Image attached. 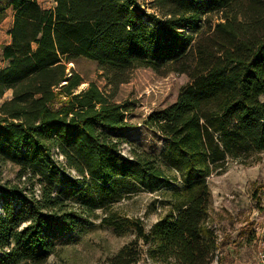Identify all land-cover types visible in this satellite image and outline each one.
<instances>
[{
	"label": "trees",
	"instance_id": "trees-1",
	"mask_svg": "<svg viewBox=\"0 0 264 264\" xmlns=\"http://www.w3.org/2000/svg\"><path fill=\"white\" fill-rule=\"evenodd\" d=\"M8 9L0 163L19 171L0 183V264H45L59 235L95 221L134 236L103 264H212L207 179L264 152V0H151L150 11L138 0H0V20ZM77 58L97 64L109 95L93 83L76 93L82 79L66 64ZM141 68L189 79L144 121L163 140L158 155L119 151L127 123L112 100ZM161 191L170 210L148 230L114 211Z\"/></svg>",
	"mask_w": 264,
	"mask_h": 264
},
{
	"label": "rangeland",
	"instance_id": "rangeland-1",
	"mask_svg": "<svg viewBox=\"0 0 264 264\" xmlns=\"http://www.w3.org/2000/svg\"><path fill=\"white\" fill-rule=\"evenodd\" d=\"M138 4L145 11H150L151 0H138ZM40 5L44 9L53 6L46 1ZM219 18V15H211L207 21L214 27ZM11 23L12 12L8 9L0 20V54L2 47L9 44L7 32ZM5 66L0 55V69ZM66 68L67 72L76 73L82 79L76 93L93 83L105 95L110 94L111 87L95 62L77 58L66 64ZM188 83L186 75L157 74L142 68L132 71L129 81L119 86L112 100L121 106L127 123L117 133L123 139L119 146L121 154L128 155L134 150L155 155L161 152V136L147 128L144 121L149 115L173 104ZM12 93V90H7L0 97V105L11 100ZM63 100L57 98L53 108H58ZM18 171L19 168L10 163H0V183H17ZM207 184L211 194L208 224L215 230L218 243L212 264H264V152L254 154L244 164L228 161L222 171L207 179ZM171 203L169 191L140 192L115 205L114 211L139 219L148 230L170 210ZM133 238L131 233L116 236L95 221L83 232L59 235L55 251L45 264H103Z\"/></svg>",
	"mask_w": 264,
	"mask_h": 264
},
{
	"label": "built area",
	"instance_id": "built-area-1",
	"mask_svg": "<svg viewBox=\"0 0 264 264\" xmlns=\"http://www.w3.org/2000/svg\"><path fill=\"white\" fill-rule=\"evenodd\" d=\"M56 158H57V160L59 161V162H63V158H62V156H56ZM72 174H73V172H71Z\"/></svg>",
	"mask_w": 264,
	"mask_h": 264
}]
</instances>
